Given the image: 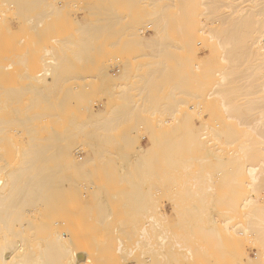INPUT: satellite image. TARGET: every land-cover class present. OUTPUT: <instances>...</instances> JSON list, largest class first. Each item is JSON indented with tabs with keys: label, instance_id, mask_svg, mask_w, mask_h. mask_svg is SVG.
I'll use <instances>...</instances> for the list:
<instances>
[{
	"label": "bare ground",
	"instance_id": "1",
	"mask_svg": "<svg viewBox=\"0 0 264 264\" xmlns=\"http://www.w3.org/2000/svg\"><path fill=\"white\" fill-rule=\"evenodd\" d=\"M80 1L81 3H79V0H74V2L73 0H71V2H69L68 0L69 3L66 0H2V2H0V8L3 7V10L0 9V12L3 15L2 16L0 14V17H2L0 18V27L5 26V29L2 27L5 32L1 31L2 29L0 28V40L2 41H0V47L1 45L3 46L5 44L4 47H1L2 51H0V53H3V48L4 50L5 48L7 50V47L8 49L11 47V43L8 42L10 40L7 38L10 37V39H12L13 34L11 35V32L16 30L14 26L19 25V23L22 21V17H27V19L29 20L23 18L24 21L22 22H24L25 26L21 23V28L19 25L17 31H15L19 32V35L18 33V36L14 34V38L15 36L18 38L21 35L23 36L20 37L19 40L15 39L16 44L13 38L10 42L13 41L15 48L13 47L12 43V47L9 50L13 54L14 49L15 52L16 50L18 52V49H20L18 53H21L20 56H25V53L29 56L32 55L30 58V60L32 61L31 63V61L29 60V56L26 55V60L24 59V57L21 58L17 54V52H14V54H17L14 56V54L12 55L8 50L4 51V53L6 52L7 54L5 55L3 53V55H5V57L7 58L9 54L10 57L0 60V62H2L4 59H6V61L4 60V63H6L7 60L10 59L11 56H13L12 59L9 60V64H0V78L2 79H0V81L4 82V79L8 78V82L11 81L15 84V79L19 80L21 78L20 82L24 80L22 84H20V82L16 80L17 85L15 84L14 87H10V85H12L10 84L11 82H9L8 84L6 80V83H4L5 86L9 85V87L6 86L8 89L5 88V86L3 85L4 83L1 84L2 82H0V87L4 88H1L3 93L2 91L0 93L3 95L0 94V101L2 102L3 96L6 97L7 95L6 99H9L8 102H6L7 100L4 98V102L2 103L6 102L8 103V105L12 103V106H16L14 108L11 107V110L13 109V113L16 114V116L20 114V118H17L14 114H12V116V112H10V110H7L11 105L6 106L7 104H4L3 107V104L0 103V105H2L0 106V111L4 112V109L7 108L6 111L10 112L9 116L13 117L12 119L8 117V112H4V116L2 112L0 113V134H2L3 136V134H5L3 132H6V134L8 132L11 133H8L9 136L5 134L6 136L4 135L2 137L0 135V141L4 140L5 137H8V139L10 137L9 140L12 141L11 143H13L14 145L15 141L13 140L16 137H19L18 134H22L24 131L25 135H23V133L22 136H20L21 141H19V138L15 140H18V144H20L23 143L22 139H24L26 135V137H28L25 138L26 140L21 146H17L16 144L15 147L14 145V147L16 148L15 152H13L11 149L10 151H8V154L7 149L9 150V148L7 147L11 146V143H9L10 141L8 139H5L4 141L0 142V144L4 142V144L0 145V264H264V199L262 198L264 197V0H138L139 3H137L138 1L135 2L134 0H127L125 2H127V4L130 6H134V4H141V6L138 5L141 7V9L138 6L131 7L135 9L134 15L139 16L140 14H142L140 15L141 21L138 20L139 17L131 16V19L133 21L129 19V22V20H127L130 25H126V13L124 17L122 16L124 12L122 13V15H119L121 14V11H119L121 10L120 8L118 9L119 13L114 14L115 9L117 11L118 8L116 2H118L119 0H113L116 2H113L112 0H95L97 2L93 0L92 2L90 0V2L92 3H88L87 0ZM74 3L77 4L75 5ZM114 3L116 4V6L113 5ZM72 5H75V9L73 8L74 6L72 7ZM31 6L34 8L33 10H31ZM130 6L128 7V9L130 8ZM35 8L37 9V12H33L34 10H36ZM71 8L73 10H71ZM30 10L33 12V15ZM116 11L115 13H117ZM128 11L129 10H127V14H129ZM34 14H36V16ZM66 17H69L71 22L69 19H66ZM95 17H98L96 21ZM64 20L65 22L67 20L69 22L67 21L66 24L64 22L61 23ZM57 21L58 23L60 21V24H62L60 30V24L57 25ZM131 21L133 24H131ZM120 22H123V24ZM69 23H72V26ZM101 23H104V25H101ZM118 23H120V26L121 24L123 26L125 24L124 27L120 28V31L122 30L123 32H126L125 34H120L118 33L120 31L115 30V27L119 25ZM172 24L175 27L173 29L171 27ZM25 27H27V30H25ZM20 28H24V32L21 31L20 33ZM123 28L125 30H123ZM112 29L116 31H112L113 34L116 35L117 33L122 36L112 35L116 38L119 36V39L114 38V42L119 41L117 42V44L120 43L121 46L119 44H113V42L112 44L109 43L111 45H106L108 42H110L108 40L110 37H112V32L109 33L108 40H106L107 37L106 39H104L105 35L106 33H108L107 30L111 31ZM33 30L35 32V35H33ZM58 30L60 32L59 35L56 34V31ZM103 30H105V33L102 34ZM29 32L33 33L31 34ZM38 34L42 36L38 37ZM36 35L38 38H42L44 36L45 39L42 38L41 40H38L36 38ZM123 35L125 36L123 37ZM31 36H35L36 40L34 38L33 40ZM100 36L102 37V39ZM3 37L4 39H7L5 40L6 42L4 41ZM120 37L123 38V40H120ZM105 40L106 42H108H104ZM121 41L125 42V44ZM101 43H103L104 45ZM122 44L125 47H122ZM130 44H133V46H137L133 47V50H131L132 53L127 51L129 49H132V47H127ZM19 46H22L24 50ZM17 47L19 48L17 49ZM113 47H119L118 49L120 53L121 48H125L123 50L126 51V55L131 53V57L127 56L130 57L129 59L131 61L126 58V56H124L125 54L123 55L125 59L120 55H118V57L116 56V58H120L121 60L122 58L123 60L127 59L125 62L122 60V64L123 66H125H122V71L118 68L120 66L121 60H114L115 54L112 55L114 51L117 50V48H115V50L113 49V53H111V48ZM135 48H139V51H141H136L137 49ZM140 48L144 49L143 53H141L142 49ZM21 49L24 51L23 53L21 52ZM104 49H107V51H111L107 53V51ZM101 51L104 53V55L100 53ZM119 52L117 51L115 53ZM179 52L180 54L182 53L181 56ZM203 52H208L210 55L207 62L205 61L206 63H203V60L200 57V54H203ZM134 53L136 55H138L137 53H141L143 54V56L140 54L141 56L138 55L136 58H132L135 55ZM176 53L178 54V57H176L177 59H175L174 56L176 55ZM110 54L112 55V57L109 56ZM2 56L0 55L1 58ZM14 57L19 58L16 60ZM101 57L104 58H102L101 60ZM108 57L111 58V60L113 58L115 63L113 60V63L112 61H110L109 63ZM138 57H147V59L141 60L140 58L139 60ZM105 58L107 59L106 62L108 61L107 65H111V63L113 65H119L117 66V69L119 71H116L118 72V74L115 76V78L113 76L116 73L113 72L114 75L112 76L111 73L106 72V68L108 67L109 69L110 67H104L106 62L103 63L104 68L100 67V62L105 61ZM172 58L175 59L174 61L177 60V63H175L176 65L174 64L172 66V64L174 63V61H171ZM166 59L168 61H166ZM148 60L151 61L147 62ZM190 60H195L193 61V63L198 65H196V67L193 64L195 68H197L192 69L194 71L193 73H191L192 71L188 68V65H191ZM196 61L199 63H197ZM133 62H135L136 65L137 63H139L140 65L143 64V67L146 63L149 64V66L145 65V67H149L150 71H148L147 74L144 75V73L146 72H143V70H146V68L144 67L143 69V67H139V65L137 66V68H135L136 65ZM17 63L19 64V66ZM24 63L26 64L24 65ZM30 63L32 64V67H34V69L31 70H35L36 67L38 69L37 72L35 70V73L33 71L32 74L31 71L30 74ZM89 64H95L96 67L95 65H93L94 69H92L91 67V70L88 68ZM21 65L27 68L28 66L30 67L28 69L23 67L21 68ZM131 65L135 67L133 68ZM167 65L172 69L169 68V70ZM79 67H81L82 73L79 71L81 70ZM112 67L114 69V66ZM112 67L110 69V72H112ZM163 67L166 69V71ZM190 67L193 68L192 65ZM66 68H68V72L64 71L67 70ZM72 68L73 70H75H71ZM76 68H78L80 74L77 73L78 71L76 70ZM98 68L100 70L98 71L100 74H97ZM130 68L133 70H137L136 73L134 72L135 74L133 73L134 75L131 74L132 71ZM140 68L142 69L140 70ZM21 69L23 71L26 69V72L24 71L23 73ZM85 69L89 71V74L87 73V71H85ZM102 69L104 71H101ZM17 70L18 72L20 71V73L23 74H19ZM93 70H95L94 72L96 73L93 72V74ZM141 71L143 72V76L141 75ZM162 72H164L163 75H161ZM188 72L191 74H189ZM85 73L87 75H84ZM17 74L19 75V78L15 76ZM192 74L194 76L191 77ZM14 76L16 78H14ZM10 77L14 80H9ZM26 79H28V83L26 82ZM157 79H164L163 81L166 82L164 83L163 81H161L163 85L160 83V80H158L160 84H157L158 82H156V86H158L159 90L155 85H153L155 84V81ZM115 80H117L118 84H120L118 85ZM118 80L124 81L123 84H121V82ZM132 80L135 84L134 86L132 85ZM144 81L147 82L146 85ZM126 82L129 86L126 85ZM129 82L131 84H129ZM139 82H143L144 84L142 83L143 85L140 87L141 83ZM23 83L27 84V88L26 84L24 85ZM159 85H161L162 87H160ZM30 86L33 87L31 88ZM23 87L28 91L24 90ZM153 87L155 90H153ZM163 87H165V90ZM205 87L207 88V90ZM160 88L161 91H166L167 94H163V92H160L163 96L161 94L159 95L157 92L160 91ZM152 90L155 92L157 91V96L161 97L158 98L155 92L154 94L153 92H151L149 95L148 92ZM117 91H119V93L122 92V94L124 93V96L127 97H124L122 94H118ZM132 92L133 94L137 95H135L134 97H129V94ZM20 94H31L32 96L35 95L34 97L36 98L33 97L34 99L32 100V104L31 101L29 102L28 100L31 98V95L26 99L23 96H19ZM63 94L65 95L62 96ZM141 94L149 95L147 97L150 99L146 100L142 98L144 95ZM60 95L62 97H60ZM98 95L100 96V98L102 97L101 100L98 99ZM117 95H121L123 97L122 100L120 98L121 101H119L121 102V104L117 102L119 100H117L116 98ZM92 96L98 97L95 98L100 100V103L98 102L99 105L98 103H95L96 99ZM153 96L157 97L156 100H160L161 98L163 99V97L166 96L164 98L165 106H163V100H161V103L163 104H161L162 107L161 105L158 106V104H160L158 102L160 101H156ZM182 96L184 97L182 98ZM16 97H21V99L24 98L28 100V104L31 103V107H33L32 105L35 104L34 109L42 104L43 106L41 105V108L43 107L42 109L45 110L44 112L40 113L36 112L37 115L32 114L33 116H30L31 112L29 111L30 115L29 113L27 114V112L23 110L24 106L22 107L20 103H18V106L17 104L14 105V103L16 102L11 101L10 103V100H14V98ZM63 97L65 98L63 99ZM57 98L58 100L60 99V105L58 104V102L57 104L55 103V100H57ZM66 98L68 100V105L65 101ZM20 100L18 99L19 102ZM62 101L64 102V104ZM78 102H80V104ZM146 102L149 105L151 103L150 109L148 108L149 105L146 104ZM44 103L48 106H46ZM76 103L80 106L82 104V107L78 109L79 105H77ZM61 104H63V107H69L68 111H70V113L67 111V113H69L68 115L66 114V108H61V110H65L60 111L61 114L57 111L62 106ZM145 104L148 105L145 108L146 110L144 109ZM188 104L189 108H187L186 106ZM20 106L22 107V110ZM30 106L27 105V107ZM17 107H19L20 110ZM57 107L59 108L57 109ZM83 107H85L86 109H84ZM164 107L167 113H165L164 110L163 114L161 115L160 112L164 109ZM182 107L183 109L185 108V111H187L188 109L192 111V113H188L187 111L184 114V111H181ZM15 108L17 109L16 111ZM147 108L149 110V116L147 115ZM36 109L40 111L38 108ZM42 109L41 111H43ZM158 109H160V112L158 111ZM204 109H208L212 113H218L217 119L215 118L216 115L212 114L214 115L213 117L216 119V122L213 117L212 121H210V117L208 119L206 118L204 122L210 121L214 123L208 122L207 125L204 124L201 120H198L202 124L200 123L199 125H194L193 120L196 119L195 121L197 122V119H200L199 115L201 114V112H203V115L205 116ZM46 110H48V112L50 113H46ZM144 110L146 111V115L143 114L145 113L143 112ZM19 111H23V113H19ZM180 111L183 114H178ZM209 111L206 112L209 113ZM24 112L27 115H25ZM219 112H221L223 115ZM63 113L69 117L68 120H66V118L68 117H65V122L63 121L64 117L62 118L61 116L64 115ZM156 113H159L160 115H158L162 118H160L159 116L157 117ZM194 113H196L198 117L195 118L196 115L194 116ZM21 114H24L25 116L22 117ZM220 114L222 115V117ZM5 115H7L6 117L11 119V121L8 118L6 120ZM28 115L29 117H26ZM144 115L146 117H144ZM163 115H166L164 116L166 118H164ZM203 115L201 114V118ZM218 115L221 117V119L220 117H218ZM156 117L158 120L162 119V122L156 119V122L158 121L156 123ZM48 118H52V120H49ZM40 119H44L46 120V122L48 120L51 121V123L54 122L51 124V126H57L58 123L56 122V120L62 123H66V121H68V124L67 126H65V129L62 130V125L65 124L60 125V127L59 123L58 126L60 128H58L57 126L58 129L56 130V126H52V129L49 124L50 122H48V125L44 120L43 121L46 124L43 122L40 123ZM35 121L37 122V125ZM158 123L159 125H157ZM162 123L163 126L165 123L164 128L162 127ZM9 124H15V130H17L18 128L22 129H18L17 131L13 130V132ZM41 124L47 129L50 126L51 129H49L52 130V132L49 133V136L47 134L43 135L44 133H46L44 132V130L42 131V133H44L41 136V129H37V127H40L38 125ZM46 125L48 127H46ZM160 125L162 128L160 127ZM155 126L158 127L156 128ZM3 127L5 128V130L9 127V130L7 129V131H5L3 130ZM24 127H26L27 130L26 128L23 129ZM166 127L167 131L164 130ZM10 130L13 132V134L17 133L18 136L13 137V134L12 132H10ZM20 130L23 131L20 132ZM158 131H162V133H165V135L169 134V137H166L164 135L165 139L167 138V141L162 139L163 142L160 143V138H163V134L159 133ZM141 134H145L146 137L148 136L149 144H147L146 146L141 145L139 143L140 141H138V137ZM170 134H175V138L173 139V135L171 136ZM43 136L48 137L44 138ZM171 137L172 139H170ZM6 140H8V143L6 142ZM118 142H123V145L118 147ZM13 145L11 147H13ZM163 147H165V150ZM2 148H7L5 149V154L3 153ZM161 148L163 149V152L161 151ZM124 151H126V153L129 152V154L135 153L136 156H133L134 154L130 156L128 155V153L126 155ZM10 152L13 153L12 157L11 154L9 155ZM7 155H9V157ZM161 155L164 157V160H161ZM126 157H129L130 159L128 158L126 160ZM123 159L126 160L124 164H126L128 160L132 159L133 161L131 160L129 163L133 166V162H135L136 168L133 167L134 169L132 168L131 170L129 169L131 168V166L129 165L130 167L127 170V168L125 169L124 164V168H122V163L124 162H122ZM201 159H205L203 161L206 162L209 161V167L212 166L211 164L217 163L219 168L215 164H213V166L218 168L217 171L215 170V168L212 171L213 167L209 169L211 170V172L209 170L205 171L206 169L203 168L204 166L202 167L204 169L203 171L200 166V164L202 165V163H198L199 166L196 164L200 169L198 170L197 168V170H195V173H197V171L198 173L197 175L193 173L195 174L193 176L197 177H195V179H197L196 181L199 183L197 184V186H200L197 187L195 183L196 188H193L194 184L190 182L193 180V176L191 174L192 167L194 165L192 166V164L194 162L197 163L196 161H199ZM160 161L162 163L163 161L165 162L164 166ZM154 162H160L162 165L161 168L163 169L166 165V168L168 167L169 169H171L168 170L167 168V172H171V175L169 174V172H164V175H170L167 180L166 176L163 175V177H165L163 178L160 175L161 171L159 172L160 169L158 170V168L161 165L159 166L157 164L158 168H151V166H155ZM172 164L174 165L173 168H175L174 172L176 175L173 174V169L170 168ZM175 165H180L183 169L180 166L176 168ZM195 166L194 169H196ZM126 167L128 166L126 165ZM178 168H181V170H179ZM189 170H191V173L188 172ZM95 171L101 172V174H104L105 177L107 176V183H105V185H110L108 180H112V182H114L115 186L111 184V187L113 189L107 185L106 187L109 190H107V188L105 187L100 188L101 190H104V192L102 191L103 193H105V190L106 192L110 191V193H106V195L111 194L110 196L107 195V197L112 198V200H115L113 199V195H116L117 197L118 194L116 186L121 184L118 182V180L116 181L117 177H120V182L123 181V183H128L126 185H128L130 193H128L129 191L127 192V194H124L122 192L124 194L122 195L128 197L130 201L128 203L132 204L130 205L131 209L128 207V203H120V208L123 204L128 207V211L130 209V211H127L128 213H126L127 216H125L127 220H125L124 218L125 214L122 213V211H124L127 207L125 208L123 206L124 209H121L119 211V207L117 208L115 204L114 208L116 209L114 210V212L117 211V214L115 213L116 215L123 214V216L121 215V218H124V222L127 221L125 223V227L123 226L124 222L120 223L121 226L118 225L119 227H117V224L115 223L116 221L114 222L113 215H110V213L114 214L113 209L111 210L112 212L107 209H110V207H112V204L114 203H112L111 201L108 202L110 198L108 199L107 197H105L107 198V200H104L107 204L110 205V207H107V204L103 205L105 204V202L103 203L102 201H100L101 203H98L99 199H103L101 197L102 192L99 191V187L97 186L99 189L98 191L99 193H101V195L96 196L99 193L97 190H94L95 183H91V181H94L96 182V185L99 184L97 183L98 180H93L94 178L91 175L92 173L94 175ZM153 171L156 173V176L155 174L154 176H152V174L149 175V177L158 176V178H160L159 176H161L163 180H166L164 182L168 183V180H170V178L172 180V178L176 177L177 175L180 179L182 178L181 180L179 179L180 181L177 180L178 176L173 179H176L175 181H178L175 182L176 184L178 183L177 185H175L177 187L179 185V189L177 187L173 188H177L179 191H181V189L182 191H184L185 189L183 188L192 187L191 189L187 188L186 191H188L184 193H188V196L192 198L189 200H198V202L195 203H190V201L188 202L193 205L195 204L194 207L192 206L194 210L196 208V205L198 208L201 203L205 202L210 205L209 208L217 207V210H215L214 208L212 210L211 208H208V205L206 203L202 204L204 211V207L207 205L206 207L209 210L213 211H211V214L214 213V215L211 216L209 214L210 212L208 213V211H203L207 214V218L205 217V214L204 216L202 215V205H200L201 208L195 210V216H197L199 210V214L202 213L200 214V216H202L203 218H201L199 215V217H196L197 219L199 218V220L201 219L200 221L198 220V222H200L202 225H200V223L199 225H197L198 223H196L198 230L201 231H198L195 226H190L193 222L194 225L195 222H197V219L194 218L195 216L193 218L196 221L189 218V213L190 215H192L189 210L192 211V209L187 210V208H185V205H188V203L186 202L187 199H185L187 195L185 196L182 191V194L179 192V194L184 196L182 198L180 195V197L182 199H185L186 202L184 204V200L182 202V199L179 198V200L183 203V205H180L181 202L178 200V190L175 189L177 190L176 194H172L174 192V189L172 188L173 192L171 193V187L173 185L172 183L170 184L171 187H167L165 186L166 184L162 185V182L159 183L157 181L158 184H156V186L158 189L161 186H163V188H170V191L166 192L168 195L164 192L166 194L165 195L163 191H161L162 187L159 190L164 194L163 196H165V198L166 196L167 198H169V203H171V205L174 207V209H177V211L172 209L173 207H170L172 212H170L169 215L167 213H162L160 211L161 204L160 206L158 205L159 201H157L156 195L155 202L154 197L152 199L151 197H149L150 195L147 194L149 199H152L151 201H153L150 202V200H148L151 203H148V207L145 199L147 196L145 192H148V190H150L148 193L152 195L156 194V192H154L156 190V187L152 188L151 186L155 181L151 182V180L157 179L151 177L150 181H148L149 179L147 180V175L150 173H154ZM96 172L94 177H96L98 173ZM129 172L132 173L130 174ZM187 172L188 174H186ZM114 173L118 174L119 176ZM184 173L187 175V177L190 174V177L192 178V180L191 178L187 179V187H185L184 184L187 178ZM140 175H145L147 177L146 178L144 176L146 178L144 182L146 183L145 185H147V182L152 183H150V185L148 184L151 188L148 187V190L143 191V195L145 197L143 196L144 198H141V203L143 199L145 200V204L142 203L143 205H141L142 211L145 210L144 208H148V211L145 210L144 212H142L141 209L137 207L138 204H140V201L135 202V200H137V198L139 199L140 196H136V198L132 196L131 198V192H133V189L130 188L131 184L133 188H136L137 193H143L142 187H144L145 185L143 184L144 186L141 185L142 187H140L139 184H136L138 183L137 181L141 178ZM227 175H229L228 177L230 178L229 184L231 185V187H228L229 185L227 186L230 189V192L227 187H224L227 184H224V186H222L223 188L216 187L220 186L219 182H221L219 181L217 184L218 178H216V176H218L219 179L221 177L222 183H225L223 182V180L227 178ZM104 176L102 178H105ZM133 176H135V178H138V180L136 179V183L135 180L134 182H132L133 179L130 178H134ZM180 176H183L185 181H183V177ZM214 176L216 178V186L214 182ZM90 177H92V179ZM129 178L131 180H129L131 184L128 182ZM145 178H143V181ZM101 179L99 181L100 183L106 181L105 179L101 182ZM80 181L86 182L85 184H91L87 186H85L84 184L85 192H87L88 197L91 195L89 197V200L91 201L93 199H91L92 196H96V199L99 198L97 200L98 202L95 199L92 201H96L97 204L103 203L102 206H99V209L101 208L100 210L102 211V208L106 206V214H109L107 215L109 217H107L106 220L110 221V216H112L111 218L113 220L111 221L112 225L110 226L108 221V223L106 222V220L104 221L105 217L103 218V215L102 217H97V219H95L97 222L96 224L94 223L95 229H92L94 228L92 227L93 224L89 223L92 226H89V228H91L87 231H96L98 234L100 230H103L100 231V233L103 232L105 234L109 227L110 230H108V232L110 233H112V230L117 227L114 229L113 234L111 235L107 232V235L101 233L103 235H101L103 238L102 240L100 235H97L95 232L94 237L96 239V235L98 236V238L100 237L97 241L98 243L94 241L95 238L93 239L92 235L87 234L86 236V233L84 234L87 229L85 214L88 213L87 215L89 216V214L93 213V210L95 211L98 207H95L96 205L93 203L92 207L90 206L91 208H93L91 210L92 212L90 211L89 213L90 207H87L89 200L87 199L86 202V199L84 200L83 196L81 195L83 194L81 193L82 191H79L83 190L84 188L79 189L80 187H78L79 190H77L76 187L78 185V182ZM143 181L141 182L143 183ZM193 181L196 182L195 180ZM116 182H118L119 184ZM168 183L167 185H169ZM159 184L161 186H159ZM70 185L74 186V188L76 187L74 189L75 192L77 190L76 193L73 191V188ZM102 185H104V182ZM137 185H139V187H137ZM181 185H183L184 187L182 188ZM99 186L101 187V184ZM154 186L155 185H153V187ZM65 189L68 191H64ZM120 189L122 190V188ZM225 189L226 191L228 190L227 193L229 192L230 195L225 194ZM92 190H94V192ZM151 190L154 193H151ZM166 190L168 189H164V191ZM221 190H223L222 193ZM69 191H71L72 193ZM78 191L81 194L78 193ZM191 191L193 195H191L192 193L190 194ZM219 191L220 195L218 197L222 196L223 198L218 199L217 195ZM136 192L134 193L135 195H140V193L137 194ZM160 192L157 193L158 197ZM61 193L63 195L66 194V197L69 198L67 199L65 195L63 196ZM223 193L224 195H227V197H224L222 195ZM77 194H79L78 196L81 200L77 202L80 203V205L77 204L76 206L77 208L78 206L80 208L82 206L81 203H83V206L82 209L80 208L77 210L76 206L74 205L77 211L72 212L73 219H71L76 220V214L80 215L81 218L82 215H84L83 217L85 219V223H83V225H80V216H78V222L77 220L75 221L78 224V229L75 228L76 230H78V232H76V230L74 229V227H76V224H73L72 226L71 222L69 221L70 218L65 217L66 213H63V216L65 221H67L68 218V222L66 223V225H71L70 227H73V230L76 233L80 234L83 232L81 230L86 228L82 233L83 235L81 236L80 234V236H77L78 238L75 234L73 235L74 231L71 232V229L68 230L71 233L68 231L65 232V230H63L62 232V228H65L66 225H62V221L64 222L63 218L60 217L62 215V212L61 215L59 214L60 216H57V212L59 211L55 209V205L60 200L61 204L63 203V206H68L69 204H71L67 210L71 212V206L73 205L74 201H77L79 199H76V197H78ZM169 194H172L174 198ZM176 195L178 197H176ZM80 196H82V198ZM60 197L65 202H63ZM122 199H124V197L121 198L120 194L117 197L116 202H121ZM132 199L136 204L133 203ZM161 199L163 201V198ZM174 199L178 200V202L176 203V200ZM199 200H202V202ZM123 201L126 202L127 199L126 201ZM212 202L216 205L214 206ZM84 203L86 204V206L84 205ZM196 203H199V205ZM133 204H135L136 206H134ZM59 205H57V207H60ZM152 205L156 208H153ZM49 206H51V208ZM52 206L54 207V210L52 209ZM142 206L145 207L143 208ZM175 206L177 207L175 208ZM181 206L183 210L186 209L183 211V213L179 211L181 210ZM47 207H49L50 211ZM83 207L86 208L84 209L85 211H87L86 213L85 211H83ZM223 207H226L227 209L225 208L226 210L224 212H221L224 209ZM41 208L45 211L47 208L46 212L48 214V217L47 214L44 213V218L45 215L47 218H49V216L55 212L54 215L56 214L55 217L57 216L58 220L55 222V219L51 218L50 216V218L54 221L49 219H47V221H44L46 219H43L42 223L44 222V225L39 222L42 226L52 223L49 226L51 227V229L53 227V222L55 223L54 225L57 226V229H54L53 227L55 232H53V229L51 230L49 228V230L51 231L50 233V231L47 230L48 226L46 225V227H44L46 228V231H44L43 228V234H40L39 236V233L41 232H39V230H41L42 227L37 222L36 225H39L38 227L41 228L35 230L33 225L35 223H33L32 225L29 223H32L33 218L34 222L37 221L35 220V216L42 215L44 211L41 212ZM218 208L221 209L220 212H218ZM132 209L136 210L137 214H139V211L145 214L143 215L141 213L143 216L139 214L141 216H137L139 217L137 218L134 215V210ZM131 210L133 211V213L131 212ZM37 211L38 213L35 215L34 212ZM63 211L66 212V210ZM101 211L100 213L102 214L103 211ZM83 212L85 214H83ZM173 212H176L175 218L177 219V222L182 220V215L181 218L178 219V217L180 216L178 212H180L181 214H185L186 216L183 215L182 221L184 222L185 220H190L191 223L189 225V228L185 224V226L182 227H185L184 229H178V227L176 226V220H174L175 223L173 224V218H171L172 216L169 217L171 213L174 214ZM100 213L98 214L101 216ZM132 214L133 217H131ZM208 214L210 216H208ZM54 215H52V217H54ZM27 216L32 217L31 221H29L30 219ZM92 216L94 218L97 215L95 216L94 213V215L92 214ZM141 217H143L142 220L138 221ZM186 217L189 219H187ZM99 218H101L100 220L103 221L102 223H107L109 225L108 229L104 224L101 227L102 223L98 221ZM129 218L131 219L129 220ZM59 219H61L62 221L60 222ZM89 219L94 220L92 219V217ZM191 220H193V222ZM119 221L121 222L123 221V219H119ZM131 221H134V223H132ZM57 222H59L60 224L58 223V225H56ZM82 222H84V220H82ZM128 222L131 227L127 224ZM18 223L20 224L18 225ZM97 223H100V226L97 225ZM180 223L182 224V222ZM15 224H17L19 228ZM96 225L100 227V229ZM29 226L32 227L30 228ZM58 227L61 228V232L57 231ZM103 227H105L106 229L104 228V230ZM68 228L69 227H67L66 230ZM27 229H33V233L29 234L30 231L29 233H27ZM188 229H194L195 231L197 230L200 235L197 234L198 232H196L195 234L194 230L193 232L189 231ZM79 230L81 232H79ZM177 230H179V233L176 232ZM183 230L189 232V234L187 233V237L186 233L183 234ZM36 231V234H38L37 236L35 234ZM45 232H47V234ZM202 235L203 238L201 239ZM83 236H86V238H84ZM88 237L90 239L92 238V242L94 241V243L92 244V242H90V239H88V241L92 244H90V246H87L89 245V243L86 241ZM197 238L199 240H196ZM81 240H85L88 244L85 241L81 242ZM100 240L101 242H99ZM95 242L97 243L96 245H94ZM245 246H247V248L250 247L249 249H251L252 253L248 252V249H246Z\"/></svg>",
	"mask_w": 264,
	"mask_h": 264
},
{
	"label": "rangeland",
	"instance_id": "2",
	"mask_svg": "<svg viewBox=\"0 0 264 264\" xmlns=\"http://www.w3.org/2000/svg\"><path fill=\"white\" fill-rule=\"evenodd\" d=\"M29 1H30V0H29ZM66 1L68 2V0H66ZM83 1H84V0H83ZM85 1H86V0H85ZM91 1L93 2V0H91ZM94 1H95V0H94ZM112 1H113V0H112ZM117 1H118V0H117ZM125 1H127V0H119L118 2L113 1V2H116V3H117V7H118V8H117V11H116V9H115V11H116L117 13H115V11H114V9H113L114 14H118V13H119V12H118V9L120 8L121 10H119V11H121V12H120L121 14H119V15H122V13L124 12V14H123L122 16L124 17L125 13H126V15H127V16H125V17H126L125 21H127V20H129V19L132 20V19H131V16L136 17L137 15H134V14H135V9H134V8H131V7H135V6L137 7L138 5L141 6V4H134L136 1H138V0H134V1H135L134 3H130V4H134V6H133V5L130 6V5H128L127 2H125ZM130 1H131V0H130ZM0 2H2V0H1ZM69 2H71V0H69ZM69 2H68V3H69ZM73 2H74V0H73ZM75 2H76V1H75ZM87 2H88V3H92V2H90V0H89V1L87 0ZM87 2H86V3H87ZM95 2H97V1H95ZM100 2H101V1H100ZM77 3H78V2H77ZM77 3H74V4L76 5ZM79 3H81L80 0H79ZM82 3H83V2H82ZM84 3H85V2H84ZM128 3H129V1H128ZM137 3H139V1H138ZM71 4H72V3H71ZM75 5H72V7L74 6V7H73L74 9H75ZM113 5L116 6L115 3H114ZM0 6H1V3H0ZM77 6H78V5H77ZM121 6H122V7H121ZM125 6H126V7H125ZM129 6H130V8L128 9ZM140 6H138V7L141 9ZM70 7H71V6H70ZM2 8H3V7H2ZM2 8H0V9L3 10ZM76 8H77V7H76ZM114 8H116V7H114ZM125 8H127V9H125ZM139 8H137V9H139ZM4 9H5V8H4ZM33 9H34V8L31 6V10H33ZM35 9H36V8H35ZM132 9H133V10H132ZM31 10H30V11H31ZM71 10H73V9L71 8ZM127 10H129V11H128L129 14H127ZM35 11L37 12V9L34 10L33 12H35ZM66 11H67V10H66ZM33 12L31 11L32 15H33ZM130 12H131L132 14H131ZM133 12H134V13H133ZM29 13H30V12H29ZM29 13H28V14H29ZM0 14L2 15L1 12H0ZM34 15L36 16V14H34ZM140 15H142V14H140ZM140 15L137 16V17H139V19H138L139 21H141ZM2 16H3V15H2ZM27 16H28V15H27ZM67 16H68V15H67ZM28 17H29V16H28ZM32 17H33V16H32ZM32 17H31V18H32ZM98 17H99V16H98ZM98 17H95V18H96L95 21L98 19ZM129 17H130V18H129ZM134 17H133V18H134ZM0 18H2V17H0ZM20 18H21V17H20ZM23 18L27 19V17H22V21H24ZM29 18H30V17H29ZM99 18H100V17H99ZM66 19H69V17H66ZM89 19H90V18H89ZM92 19H93V17H92ZM101 19H102V17H101ZM0 20H1V19H0ZM27 20H29V19H27ZM62 20H63V19H62ZM69 20H70V19H69ZM99 20H100V19H99ZM130 20H129V22H130ZM22 21H21L20 23L18 22L21 28H22L21 23L24 25V22H22ZM60 21H61V20H60ZM60 21H59V23H58V21L56 22L57 25L60 24ZM67 21H68V20H67ZM67 21L65 22V20H64V21H62L61 23L64 22V23L66 24ZM132 21H133V20H132ZM132 21H131V24H133ZM68 22H69V21H68ZM70 22H71V20H70ZM123 22H124V21H123ZM123 22H120V23L123 24ZM0 23H1V22H0ZM18 23H17V24H18ZM120 23H118V24H119L118 26H120ZM124 23H125V22H124ZM140 23H142V22H140ZM69 24H71V26H72V23H69ZM99 24H100V21H99ZM122 24H121L120 27L116 26V27H115V30L120 31V28H122V27L125 26V24H124V26H123ZM3 25H4V24H3ZM19 25H17V26L15 25V26H14V27L16 28L15 31H17V28H19ZM63 25H64V24H63ZM101 25H104V23H101ZM126 25H130V24L128 23V21H127V24H126ZM24 26H25V25H24ZM61 26H62V24L59 25V30H60ZM2 27L5 29V26H2ZM2 27H0V28L2 29ZM69 27H70V26H69ZM171 27H172V29L175 28V27L173 26V24L171 25ZM21 28H20V29H21ZM25 28H26L25 30H27V27H25ZM65 28H66V26H65ZM116 28H117V29H116ZM118 28H119V30H118ZM125 28H126V27H125ZM1 29H0V30H1ZM23 29H24V28H23ZM23 29L20 30V33H21V31L24 32ZM59 30L56 31V34H58V35H59V33H60ZM105 30H106V29H105ZM105 30L102 31V34L105 33ZM115 30H113V29H112L111 31H108V30H107L108 33H106L104 39H106V37H107L106 40H108V38H109V36H108L109 33H111L112 31H115ZM123 30H125V29L123 28ZM170 30H171V28H170ZM1 31L5 32V30H3V29H2ZM15 31L11 32V35L13 34V35H12V39L14 38V34H15L16 36L19 35V32H15ZM121 31H122V30H121ZM121 31L118 32V33H120V34H122V33L125 34V33H126L125 31H124V32H123V31L121 32ZM33 32H34V30H33ZM33 32H32V33H33ZM115 32H116V31H115ZM17 33H18V35H17ZM29 33H31V32H29ZM32 33H31V34H32ZM54 33H55V32H54ZM7 34H9V33H7ZM7 34H6V36H7ZM23 34H24V33H23ZM31 34H30V35H31ZM100 34H101V33H100ZM120 34H117V33H116V35H120ZM4 35H5V34H4ZM4 35H3V36H4ZM11 35H10V36H11ZM33 35H35V32H34ZM38 35H39L38 37H41V36H42V35H40V34H38ZM112 35H115V34H113V32H112V33H111V36H112ZM116 35H115V36H116ZM8 36H9V35H8ZM16 36H15V38L13 39L14 42H15V39H16V40H19L20 37H22L23 35L19 36V38L16 37ZM101 36H103V35H101ZM101 36H100V37H101ZM120 36H121V35H120ZM124 36H125V35H123V37H124ZM38 37H37V35H36V38H37L38 40H41L42 38H44V36H43L42 38H38ZM112 37H113V39H112ZM112 37H110L111 39L109 38V40H108V41H110V42L107 41V42H108V43H107L106 40L104 41V42L107 43V44L105 43L106 45H108L109 43L112 44V42H113V44H117V42H119V41L114 42V38L117 39L119 36H118L117 38L114 37V36H112ZM121 37H122V36H121ZM121 37H120V38H121ZM175 37H176V36H175ZM31 38H32V39H33V38L35 39V36H34V37L31 36ZM125 38H126V37H125ZM1 39H2V38H1ZM3 39H4V37H3ZM3 39H2V40H3ZM7 39H9L10 41L12 40V39H10V37H8ZM7 39L5 38L4 41L7 40ZM32 39H30V40H32ZM34 39H33V40H34ZM44 39H45V38H44ZM101 39H102V37H101ZM118 39H119V38H118ZM175 39H176V38H175ZM35 40H36V39H35ZM112 40H113V41H112ZM120 40H123V38H121ZM125 40H126V39H125ZM0 41H1V40H0ZM4 41H3V42H4ZM10 41H8V42L11 43L10 45H11V47H12V43H13V41H12V42H10ZM1 42H2V41H1ZM5 42H6V41H5ZM100 42H101V40H100ZM102 42H103V41H102ZM121 42H122V41H121ZM17 43H18V41H17ZM122 43L125 44V42H122ZM3 44H4V43H3ZM15 44H16V42H15ZM101 44H103V43H101ZM111 44H109V45H111ZM118 44L120 45V43H118ZM118 44H117V45H118ZM8 45H9V44H8ZM8 45H6V46H8ZM103 45H104V44H103ZM4 46H5V44H4L3 46L1 45V47H4ZM17 46H18V44H17ZM120 46H121V45H120ZM1 47H0V48H1ZM11 47H10V48H11ZM13 47L15 48L14 43H13ZM19 47L22 48V46H19ZM19 47H17V49H18ZM122 47H125V46L122 44ZM127 47H132V49H129V48H128L130 51L127 50L128 52H131V53H132L131 50H133V47H137V46H136V45L133 46V44H130V45H128ZM10 48H9V49H10ZM115 48H117V47H113V48H111L112 51H111V50H109V51H111V53H113V49L115 50ZM118 48H119V47H118ZM118 48H117V50H115L114 53L112 54V55L115 54V58H114V60H116V59H120V58H116V56L118 57V55H120V56L123 57L124 59H125L124 56H126V58H128V59L131 57V56H130L131 53L128 54V55H126V51L123 50V49H125V48H123V49L121 48L120 51H121V53L123 52L122 55H121V53L119 52V49H118ZM9 49H8V47H7V50H6V48H5V50H4V48H3V53H4V51H8ZM22 49L24 50V48H22ZM22 49H21V50H22ZM109 49H110V48H109ZM135 49H137V48H135ZM135 49H134V50H135ZM140 49H142V48H140ZM18 50L20 51V49H18ZM23 50L21 51L22 53L24 52ZM104 50L107 51V49H104ZM122 50H123V51H122ZM143 50H144V49H142V52H141V53H143ZM0 51H2V48H1ZM19 51L17 52V50H16L17 54L19 53ZM109 51H107V53H108ZM117 51H118L119 53H115V52H117ZM136 51H139V48H138ZM140 51H141V50H140ZM140 51H139V52H140ZM9 52L12 54V52H11L10 50H9ZM14 52H15V49H14ZM14 52H13V54H14ZM16 52H15V53H16ZM124 52H125V53H124ZM134 52H135V51H134ZM1 53H2V52H1ZM1 53H0V55L2 56L3 53H2V54H1ZM100 53H102V54L104 55V53H103L102 51H101ZM141 53H140V54H141ZM4 54L6 55L7 53L5 52ZM13 54H12V55H13ZM17 54H14V56L17 55ZM124 54H125V55H124ZM134 54H135V53H134ZM137 54L140 55L139 53H137ZM144 54H145V53H144ZM179 54H180V52H179ZM5 55H3L2 58L0 57V60L3 59V58H6ZM18 55L20 56L21 53L18 54ZM26 55H27V54L25 53V56H20V57H21V58L24 57V59L27 60ZM98 55H99V54H98ZM112 55L110 54L109 56L112 57ZM123 55H124V56H123ZM138 55H136V54H135L134 56L132 55V56H133L132 58H134V57L136 58ZM141 55L143 56V54H141ZM141 55H140V56H141ZM145 55H146V54H145ZM145 55H144V56H145ZM181 55H182V53L180 54V56H181ZM27 56H29V55H27ZM31 56H32V55L29 56V60H30ZM120 56H119V57H120ZM127 56H130V57H127ZM174 56H175V59H177L176 57H178V54L176 53V55H174ZM209 56H210V55H209L208 52H203V54H202V53L200 54V57L202 58L203 63H206V62H207ZM8 57H10L9 54H8ZM8 57H7V58H8ZM12 57H13V56H11V58L8 59L6 63H8L9 60L12 59ZM105 57H106V55H105ZM205 57H207V58H205ZM7 58H6V59H7ZM14 58H15V57H14ZM18 58H19V57H18ZM18 58H15V59L17 60ZM102 58H104V57H101V60H102ZM123 58H122V60H123ZM138 58H139V57H138ZM140 58H141V57H140ZM140 58H139V60H140ZM204 58H205L206 60H205ZM6 59H4V60L6 61ZM108 59H109V63H110V61L113 60V58H112V60H111V58H109V57H108ZM142 59H147V57H143V58H141V60H142ZM163 59H164V58H163ZM175 59L172 58L171 61H174ZM4 60H3L2 62H0V64L3 63V64H1V65L6 64V63H4V62H5ZM13 60H14V59H13ZM32 60H33V58H32ZM106 60H107V59L105 58V61L100 62V67H101V68H104V67L110 66L109 69H108V67L106 68V72L111 73L112 76L114 75V73H116V74L113 76V77L115 78V76L118 74V72H116V71H119V70L117 69V66H119V65H113V64H112L113 61H114V60H113L112 63H111V65L114 66V69H113V67H112L111 65H107V62H108V61L106 62ZM120 60H121V59H120ZM122 60H121V63H120V66H121V67H120V66L118 67L121 71H122L123 67H125V66H123V64H122ZM126 60H127V59H126ZM126 60H123V61L125 62ZM129 60H130V59H129ZM132 60H133V59H132ZM137 60H138V59H137ZM164 60H165V59H164ZM169 60H170V59H169ZM30 61H31V60H30ZM130 61H131V60H130ZM133 61H134V60H133ZM150 61H151V60H150ZM150 61L148 60L147 62H150ZM166 61H168V60L166 59ZM193 61H195V60H193ZM193 61L190 60L191 65L193 66V68L190 67L191 65H188L189 70L192 71L191 73L194 72L192 69H197V68H195V66H196L197 64H194ZM205 61H206V62H205ZM97 62H98V61H97ZM97 62H96V63H97ZM104 62H106V64H105V66L103 67V63H104ZM135 62H136V61H135ZM135 62H133V63L136 65ZM137 62H138V61H137ZM196 62H197V61H196ZM18 63H19V62H18ZM18 63H17V64H18ZM26 63H27V62H26ZM26 63H24V65H25ZM28 63H29V62H28ZM31 63H32V61H31ZM31 63H30V66L32 67V64H31ZM98 63H99V62H98ZM101 63H102V64H101ZM109 63H108V64H109ZM114 63H115V61H114ZM143 63H145V62H143ZM168 63H169V62H168ZM172 63H173V62H172ZM175 63H177V60L174 61V63L172 64V66H173ZM197 63H199V62H197ZM8 64H9V63H8ZM8 64H7V65H8ZM19 64H20V63H19ZM19 64H18V66H19ZM121 64H122V65H121ZM169 64H170V63H169ZM193 64H194L195 66H194ZM22 65H23V64H22ZM22 65L20 66L21 68L23 67ZM93 65H95V64H93ZM93 65H92V64H91V65L89 64V65H88V68L91 69V67H92V69H94V66H93ZM97 65H99V64H97ZM132 65H133V64H132ZM132 65H131V66H132ZM138 65H139V67H141L143 64L140 65L139 63H137L136 67H135V66H134V67L137 68ZM145 65H148V66H149V64H147V63H146ZM145 65H144V67H145ZM175 65H176V64H175ZM30 66H28V68H29ZM81 66H82V65H81ZM83 66H85V65H83ZM86 66H87V65H86ZM122 66H123V67H122ZM167 66H168V65H167ZM197 66H198V65H197ZM197 66H196V67H197ZM31 67H30V70H29V71H30V74H31V71H32L31 69H34V67H32V68H31ZM95 67H96V65H95ZM100 67H99V68H100ZM111 67H112V72H110V71H111V70H110ZM132 67H133V66H132ZM134 67H133V68H134ZM142 67H143V66H142ZM144 67H143V69H144ZM23 68L28 69L27 67H23ZM79 68L81 69V67H79ZM82 68H84V67H82ZM85 68H86V67H85ZM88 68H87V69H88ZM99 68H98L97 72L100 71ZM145 68H146V70H143V72H146V73H144V75H146L147 72L150 71V68H149V67H145ZM147 68H148V69H147ZM163 68H164V67H163ZM163 68H162V69H163ZM166 68H167V67H166ZM169 68H170V67L168 66V69H169ZM190 68H191V69H190ZM26 69H25V70H26ZM66 69H67V70H64V71H65V72H66V71L68 72V68H66ZM92 69H91V70H92ZM130 69H131V68H130ZM141 69H142V68H140V70H141ZM170 69H172V68H170ZM170 69H169V70H170ZM21 70H22V69H21ZM25 70H24V71H25ZM35 70H36V72H37L38 69L35 67ZM35 70H33L34 73H35ZM71 70H73V68H72ZM74 70H75V69H74ZM74 70H73V71H74ZM76 70L78 71V68H76ZM91 70H90V71H91ZM164 70L166 71L165 68H164ZM189 70H188V71H189ZM22 71H23V70H22ZM24 71H23V73H24ZM33 71H32V74H33ZM69 71H70V69H69ZM73 71H71V72H73ZM77 71H76V72H77ZM79 71L81 72L82 69L79 70ZM79 71L77 72L78 74H80ZM85 71H87V73L89 74V71H88V70L85 69ZM94 71H95V70H93L92 73H93ZM101 71H104V70L102 69ZM131 71H132L131 74H133L134 72L136 73L137 70H136V69H135V70L131 69ZM165 71H164V72H165ZM195 71H196V70H195ZM197 71H198V70H197ZM17 72H18V70H17ZM25 72H26V71H25ZM113 72H114V73H113ZM143 72L141 71V75H142ZM164 72H162L161 75H163ZM189 72H190V71H189ZM189 72H188V73H189ZM18 73H19V74H23V73H20V71H19ZM81 73H82V72H81ZM83 73H84V71H83ZM90 73H91V72H90ZM94 73H96V72H94ZM94 73H93V74H94ZM101 73H102V72H101ZM119 73H120V72H119ZM135 73H134V74H135ZM139 73H140V72H139ZM191 73H189V74H191ZM195 73H196V72H195ZM30 74H29V75H30ZM97 74H100V73L98 72ZM134 74H133V75H134ZM196 74H197V73H196ZM196 74H195V75H196ZM17 75H18V74H17ZM17 75H15V76H16L17 78H19V75H18V76H17ZM84 75H87V74L85 73ZM15 76H14V78H16ZM142 76H143V75H142ZM192 76H194V75L192 74L191 77H192ZM162 77H163V76H162ZM3 78H6V77H3ZM0 79H1V78H0ZM10 79H11L12 81L14 80V79L11 78V77L9 78V80H10ZM20 79H21V78H20ZM20 79H19V80L15 79L14 82H16V83H15L16 85H17V81L20 82ZM193 79H194V78H193ZM1 80H2V79H1ZM6 80H7V83H8V84H9V82H11V81L8 82V78H7V79H4V82H5ZM16 80H17V81H16ZM27 80H28V79H26V82L28 83ZM158 80H160V83L162 84L161 81H163L164 79H163V80H162V79H157V80L155 81V84H153V85L156 86L157 84H160V83L158 82ZM115 81L117 82V80H115ZM115 81H114V82H115ZM118 81H120L121 84H123V82H124V81H121V80H118ZM193 81H194V80H193ZM0 82H2L1 84L4 83L3 81H0ZM22 82H24V80H23ZM22 82H20V84H22ZM29 82H30V81H29ZM116 82H115V83H116ZM144 82H145V85H146L147 82H146V81H144ZM156 82H158V83L156 84ZM163 82H164V81H163ZM5 83H6V82H5ZM5 83L3 84L4 86H5ZM30 83H31V82H30ZM126 83H127V82H126ZM139 83H141V84H140V87L144 84L143 82H139ZM142 83H143V84H142ZM164 83H166V82H164ZM10 84H12V85H10V87H11V86L14 87V85H15L13 82H11ZM18 84H19V83H18ZM23 84L25 85L26 83H23ZM31 84H32V83H31ZM31 84H29V85H31ZM112 84H113V83H112ZM117 84H118V82H117ZM119 84H120V83H119ZM119 84H118V85H119ZM129 84H131V83L129 82ZM137 84H138V82H137ZM29 85H28V88H29ZM33 85H34V84H33ZM126 85L129 86L128 83H127ZM132 85H133V86L135 85V84L133 83V80H132ZM162 85H163V84H162ZM0 86H1V85H0ZM6 86L9 87V85H6ZM6 86H5V88H7ZM18 86H20V85H18ZM155 86H154V87H155ZM159 86L162 87L161 85H159ZM166 86H167V84H166ZM30 87H31V86H30ZM32 87H33V86H32ZM32 87H31V88H32ZM151 87H152V86H151ZM154 87H153V90H155ZM156 87H157V89H158V86H156ZM156 87H155V88H156ZM1 88L4 89L3 87H0V92L2 91ZM16 88H20V87H16ZM26 88H27V84H26ZM26 88L23 87L24 90H27ZM163 88H164V90H165V87H163ZM191 88H192V87H191ZM205 88H206V87H205ZM7 89H8V88H7ZM23 89H22V90H23ZM157 89H156V90H157ZM166 89H167V88H166ZM29 90H30V89H29ZM153 90L150 91V92H148V94L150 95L151 92H153V94H154L155 91H153ZM158 90H159V89H158ZM158 90H157V91H158ZM203 90H204V89H203ZM206 90H207V88H206ZM27 91H28V90H27ZM157 91H156V92H157ZM204 91H205V90H204ZM117 92H118V94H122V92H121V93H119V91H117ZM134 92H135V91H134ZM139 92H140V91H139ZM146 92H147V91H146ZM146 92H143V93H146ZM156 92H155V93H156ZM160 92H163V94L166 93V91H165V92H164L163 90L161 91V88H160V91L157 92V93L160 95V94H161ZM2 93H3V91H2ZM135 93H136V92H135ZM157 93H156V96L158 95ZM0 94H1V93H0ZM31 94H32V93H31ZM31 94H28V95H26V94H20L19 96H23V97H25V98L27 99V97L30 96ZM131 94H132V95H131ZM166 94H167V93H166ZM1 95H3V94H1ZM25 95H26V96H25ZM33 95H34V94H33ZM64 95H65V94H63L62 96H64ZM122 95L124 96V93H123ZM135 95H137V94H133V92H132V93L129 94V97H132V96L134 97ZM141 95H144L142 98H144V99H146V100H147V99H148V100L150 99V98L147 97V96H149V95H147V94H141ZM151 95H152V94H151ZM161 95H162V94H161ZM34 96H35V95H34ZM34 96L31 95V98L28 99L29 102L31 101L32 104H33L32 100H33L34 98H36V97H34ZM62 96L60 95V97H62ZM66 96H68V95H66ZM145 96H146L147 98H146ZM156 96H153L155 100H156V98L158 97V96H157V97H156ZM162 96H163V95H162ZM33 97H34V98H33ZM92 97H93V96H92ZM95 97H96V96H94L93 98H95ZM98 97H99V98H98ZM98 97H96V98H98V99L101 100L102 97L100 98L99 95H98ZM124 97H127V96H124ZM160 97H161V96H160ZM160 97H158V98H160ZM165 97H166V96H165ZM165 97H163V99L161 98L160 100H156V101H160V102H158V103H160V104H158V106H160L162 103L165 102V100H164ZM183 97H184V96H182V98H183ZM4 98L6 99V98H7V95H6V97L3 96V99H4ZM16 98H17V100H16ZM16 98H14L15 101H14V100H10V103H11V101L16 102V103H14V105L17 104V106H18V103H20L22 107L24 106V109H23V110H24L25 112H27V114L29 113V111L31 112V115H30V113H29L30 116H33L32 114H34V115L36 114V115H37V113L44 112V110H45V109H44V110L42 109L43 107L41 108V105H42V104H40L39 107H36V108H38V109L40 110V111H38L36 108L34 109L35 104L32 105L33 107H31V106H30L31 103L28 104V100L22 98V99H23V101H22L21 97H20V98L16 97ZM28 98H29V97H28ZM64 98H65V97H63V99H64ZM96 98H95V99H96ZM114 98H115V97H114ZM116 98H117V100L119 99V100L117 101V102H119V101L122 100L123 97H122L121 95H120V96L117 95ZM116 98H115V99H116ZM120 98H121V100H120ZM1 99H2V98H1ZM3 99H2V102H4ZM18 99H19V100L21 99L20 102L18 101ZM55 99H56V98H55ZM61 99H62V98H61ZM98 99L95 100V103H98V102L100 103V100H98ZM144 99H143V100H144ZM186 99H187V98H186ZM188 99H189V98H188ZM6 100H7L6 102H8L9 99H6ZM59 100H60V99H59ZM59 100H58V98H57V100H55L56 102H55V101H53V102H55L56 104H57V102H58V104H59ZM97 100H98V101H97ZM161 100H163L162 103H161ZM63 101H64V100H63ZM63 101H62V102H63ZM65 101H66V102L68 101L67 98H66ZM65 101H64V102H65ZM115 101H116V100H115ZM144 101H145V100H144ZM2 102L0 101V103L3 104V107H4V104H7L6 106H10V105H11L10 108H8V109L6 108V109H7V110H10V112H12L11 115L14 114V113H13V109L11 110V107L14 108V107H16V106H12V103L8 105V103H6V102H5V103H2ZM62 102H61V103H62ZM64 102H63V104H64ZM78 103L80 104V102H78ZM99 103H98V105H99ZM119 103L121 104V102H119ZM192 103H193V102H192ZM192 103H190V104H192ZM44 104H45V103H44ZM51 104H52V103H51ZM63 104H61L62 106H61L60 108L57 107V109L59 108V110H57V111L61 114L60 111H65V110H66V114L68 115V114L70 113V111H68V110H69V107H66V106L63 107ZM66 104L68 105V102H67ZM76 104H77V103H76ZM79 104H77V105H79ZM83 104H84V103H83ZM85 104H86V103H85ZM146 104H148V103L146 102ZM146 104H145L144 109L146 108V106L149 105V104H148V105H146ZM27 105H29L30 107H27ZM45 105H46V104H45ZM45 105H44V106H45ZM52 105H53V104H52ZM59 105H60V104H59ZM150 105H151V103H150ZM150 105L148 106L149 109H150V107H151ZM162 105H163V104H162ZM162 105H161V107H162ZM0 106H2V105H0ZM21 106H20V107H21ZM25 106H26V107H25ZM42 106H43V105H42ZM46 106H48V105H46ZM75 106H76V105H75ZM163 106H165V103H164ZM186 106H187V108H189V104L186 105ZM186 106H183V107H186ZM190 106H191V105H190ZM22 107H21V110H22ZM62 107H63V108H66V109H65V110H61ZM81 107H82V104H81V106L79 105V108H78V109H80ZM183 107L181 108V109H182L181 111H184V114H185L187 111H188V113H189V112L192 113V111H190V110H188V109H187V111H185V108L183 109ZM17 108L20 110L19 107H17ZM49 108H50V106H49ZM83 108L86 109L85 107H83ZM148 108H147V110H148ZM158 108H160V107H158ZM206 108H207V107H206ZM6 109H4L5 111H4V110H3V111L7 113L8 111H6ZM25 109H29V110H25ZM31 109L33 110V112H32ZM41 109H42L43 111H41ZM47 109H48V108H47ZM16 110H17V109L15 108V111H16ZM35 110H37V111H35ZM51 110H52V109H51ZM51 110H50V111H51ZM145 110H146V109H145ZM145 110L143 111V112H145V113H143V114L146 115V111H145ZM159 110H160V109H158V111H159ZM161 110H162V108H161ZM164 110H165V111H164ZM204 110H205V109H204ZM15 111H14V112H15ZM67 111H68L69 113H67ZM78 111H79V110H78ZM163 111H164L165 113H167L165 107H164V109H163L161 112L159 111V112L161 113V115L163 114ZM181 111H180L178 114H183ZM202 111H203V110H202ZM206 111H209V110H208V109L205 110V116L203 115L204 113L201 112V114H202L204 117L202 116V118H201V114H200V115H199V118H200V119H197V122L195 121L196 119L193 120L194 125H199V124L201 123V122L198 121V120H201L204 124H207V125H208V122L212 121V119L214 118V117H213L214 115H216L215 118L217 119V114H218V113H212V112L209 111V113H211V114H209V113L206 112ZM1 112H2V111H0V113H1ZM4 112H2V114H3ZM10 112H8L9 114H7L8 117H10V116H9V115H10ZM21 112L23 113V111H21ZM21 112L19 111V113H21ZM25 112H24V114H25ZM36 112H37V113H36ZM45 112L47 113L48 110H46ZM79 112H80V111H79ZM82 112H84V111H82ZM82 112H81V113H82ZM148 112H149V110L147 111V115L149 116ZM46 113H44V114H46ZM48 113H50V112H48ZM55 113H56V112H55ZM59 113H58V114H59ZM81 113H80V114H81ZM219 113H221V112H219ZM17 114H18V113H17ZM24 114H23V115L21 114V116L24 117L25 115H27V114H25V115H24ZM63 114H64V113H63ZM143 114H142V116H143ZM156 114H157V113H156ZM158 114H159V113H158ZM158 114H157V117L160 115V114H159V115H158ZM212 114H214V115H212ZM221 114H222V113H221ZM221 114H220V115H221ZM7 115H5L6 120H7V118H8V117H6ZM14 115L16 116V114H14ZM19 115H20V114H19ZM19 115H17L16 117L18 118ZM29 115L26 116V117H29ZM67 115H65V114H64V115H61L62 118L64 117L63 121L65 120V117H66ZM145 115H144V117H146ZM195 115H196V116H195ZM222 115H223V114H222ZM222 115H221V117H222ZM1 116H2V115H1ZM3 116H4V114H3ZM12 116H13V115H12ZM12 116L10 117L11 119L13 118ZM148 116H147V117H148ZM164 116H166V115H163V117H164ZM194 116H195V118L198 117V115H197L196 113H194ZM16 117H14V118H16ZM67 117H68V116H67ZM83 117H84V116H83ZM157 117L155 118V122H156ZM159 117L162 118L161 116H159ZM178 117H179V116H178ZM210 117H211V120H210V121L204 122V121L206 120V118L208 119V118H210ZM212 117H213V118H212ZM218 117H220V116L218 115ZM221 117H220V119H221ZM1 118H2V117H1ZM19 118H20V117H19ZM164 118H166V117H164ZM164 118H163V119H164ZM180 118H181V115H180ZM215 118H214V119H215ZM2 119H3V118H2ZM8 119H9V118H8ZM11 119H9V120L11 121ZM46 119H47V118H46ZM48 119H49V120H50V119L52 120V118H48ZM68 119H69V117L66 118V120H68ZM216 119H215V122H216ZM43 120H44V119H43ZM43 120L40 119V123H41V122H43V123L46 122V120H44L45 122H44ZM49 120H48L46 123H47V125H48V122H50L49 124H50V126H51V124L54 123V122L51 123V121H49ZM54 120H55V119H54ZM157 120H158V119H157ZM164 120H165V119H164ZM4 121H5V120H4ZM37 121H38V120H37ZM61 121H62V120H61ZM69 121H70V120H69ZM158 121H161V122H162V119H161V120H158ZM158 121H157V122H158ZM213 121H214V120H213ZM6 122H7V121H6ZM35 122H36V121H35ZM56 122H57L58 124L60 123L59 126L62 125V124H65V125H62V126L64 127V128H63V127L61 128L62 130L65 129V126H67V124H68V121H66V123H64L65 121L62 123V122H59L58 120H56ZM157 122H156V123H157ZM161 122H160V124H161ZM164 122H165V121H164ZM40 123H39V124H40ZM46 123H45V124H46ZM210 123H214V122H210ZM210 123H209V125H210ZM58 124H57V126H58ZM154 124H155V123H154ZM201 124H202V123H201ZM14 125H15V124H14ZM14 125L9 124V126H11V128H12V131H13V130H14V131H17L18 129H22V128H18L17 130H15L16 127H14ZM32 125H34V124H32ZM36 125H37V122H36ZM36 125H35V126H36ZM43 125H44V124H43ZM47 125H46V127H48ZM155 125H156V124H155ZM157 125H159V123H158ZM16 126H17V125H16ZM38 126H40V127H37V126H36V127H37V129H38V128L41 129V130L39 129V130L41 131V132H40L41 136H42V134H43L44 132H46V133H44L43 135H46V134H47L48 136L50 135L49 133L52 132V130H50V129H51L50 126H49L50 129H49V128H48V129L45 128V126L43 127L42 124H41V125H38ZM52 126H56V125H52ZM52 126H51V127H52ZM57 126H56V128L54 127L56 130H57L58 128L61 127V126H60V127L58 126V128H57ZM4 127H5V125H4ZM4 127H3V130H5ZM13 127H14V128H13ZM17 127H18V126H17ZM41 127H42L43 129H42ZM155 127H156V126H155ZM157 127H158V126H157ZM157 127H156V128H157ZM160 127H161V125H160ZM162 127H163V128L165 127V123H164V126H163V123H162ZM162 127H161V128H162ZM8 128H9V127H8ZM8 128H6L5 131H7ZM25 128H26V127H24L23 129H25ZM52 129H53V127H52ZM158 129H159V128H158ZM158 129H157V130H158ZM166 129H167V127H166L164 130H166ZM8 130H9V129H8ZM26 130H27V128H26ZM43 130H44V132L42 133ZM12 131L10 130V132H12ZM14 131H13V132H14ZM21 131H23V130H20V132H21ZM162 131H163V130H162ZM162 131H161V132L158 131V132H159V133H162ZM166 131H167V130H166ZM13 132H12V134H13ZM18 132H19V131H18ZM3 133L6 134V132H3ZM8 133H9V132H8ZM8 133H7L6 135L9 136V134H11V133H9V134H8ZM23 133H24V134H23ZM23 133H22V134L25 135V131H24ZM5 134H3V136H4ZM20 134H21V133H20ZM20 134H18L19 137H16V136H18L17 133H16V134H13V137L15 136V137H16L15 139L19 138V141H21L20 136H22V134H21V135H20ZM162 134H163V133H162ZM0 135L2 136V134H0ZM6 135H5V136H6ZM164 135H165V133L163 134V138H162V137L160 138V139H161L160 143L163 142V140H166V139H167V138L165 139ZM170 135H171V136L173 135V139L175 138V137H174L175 134H170ZM3 136H2V137H3ZM26 136H27V135H26ZM26 136H25V137L23 136V137H24V139H22V142H23V143H20V144H18V143H19L18 140H17V141H18V142H17L15 139H14V140L11 139V140L15 141V143H14L15 147H16V144H17V146H21L22 144H24V141L26 140L25 138H28V137H26ZM48 136H43V137L46 138V137H48ZM140 136H141L142 139L140 138ZM160 136H161V135H160ZM165 136H166V137H167V136L169 137V134H166ZM11 137H12V136H11ZM23 137H21V138H23ZM2 139H3V138H2ZM5 139H8V137H7V138L5 137ZM5 139H4V140H5ZM9 139H10V137H9ZM9 139H8V140H9ZM138 139H139L138 141H140L139 143H140L141 145H143V146H146L147 144H149L148 136L146 137L145 134H141V135H139ZM162 139H163V140H162ZM168 139H169V138H168ZM170 139H172V137H171ZM4 140H2V141H4ZM8 140H6L7 143H8ZM2 141H0V142H2ZM9 141H10V140H9ZM166 141H167V140H166ZM11 142H12V141H10L9 143H11ZM120 142H121V141H120ZM122 143H123V142H122ZM122 143H119V142H118V144H119L118 147L121 146V145H123ZM1 144H4V142L1 143ZM1 144H0V145H1ZM10 145L12 146L13 143H11ZM14 145H13V147L7 145V146H9V147H7V148H9V150H8L7 148H5V149H7V154H8V151H10L11 149H12L13 152H15V149H16V148L14 147ZM5 146H6V143H5ZM3 147H4V146H3ZM163 148H164V150H165V147H163ZM2 149H3V153L6 152V150H5L4 148H2ZM13 149H14V150H13ZM4 150H5V151H4ZM161 151L163 152V149H162V148H161ZM161 151H160V152H161ZM124 152H125L126 155H127V153H128V155H130V156L133 155V154H134L133 156H136L135 153H133V151H132L133 154H129V152L126 153V151H124ZM130 153H131V152H130ZM4 154H5V153H4ZM10 154H11V157H12V154H13V153L10 152L9 155H10ZM9 155H7V156L9 157ZM161 156H162V155H161ZM163 156H164V154H163ZM163 156H162V158L160 157L161 160H162V159L164 160V157H163ZM128 158H129V157H126V160H127ZM132 158H133V157H132ZM160 158H159V159H160ZM9 159H11V158H9ZM129 159H130V158H129ZM126 160H124V159L122 160V162L124 161V162L122 163V168L125 167V169L127 168V170H128V168H129L130 166H131V168H129V169H131V170H132L133 167L136 168V167H135V162H133V164H134L133 166H132V164L129 163L132 159H131V160H128V162H127L126 164H124ZM201 160H202V161H201ZM201 160L196 161L197 163L194 162V163L192 164V166H193V165L195 166L196 164L199 166V164L202 163V165L200 164L201 169L204 168V169H206L205 171H208L211 167H213V168H212V171H213L214 168H215L216 171H217V169L219 168V166H218L217 163H213V164H215L218 168L215 167V166H213V164H211L212 166L210 165L211 167H209V163H208L209 161H208V162L203 161V160H205V159H201ZM132 161H133V160H132ZM134 161H135V157H134ZM9 162H10V160H9ZM160 162H161V161H160ZM160 162H154V165H155V166H151V168H152V167H155V168L157 167V168H158V165L160 166L161 163H162V162H161V163H160ZM155 163H156V164H155ZM198 163H199V164H198ZM203 163H204L205 165H204ZM123 164L125 165L124 167H123ZM157 164H158V165H157ZM164 164H165V162L163 161L162 165L164 166ZM166 164H167V163H166ZM126 165H127L128 167H126ZM129 165H130V166H129ZM152 165H153V164H152ZM162 165L158 168V170L160 169V170H159V172L161 171V174H160V175L163 177L164 172L166 171V173H168L169 171L167 172V168H168V167L166 168L167 165L165 166L166 169H165V168H164V169L161 168ZM168 165H169V164H168ZM197 165L195 166L196 169H194V166L192 167V174H191L192 176L195 175V174L197 175L198 171H197V173H195V170H197V168H198V170L200 169ZM179 166H180V165H179ZM179 166L175 165L176 168L179 167ZM203 166H204V167H203ZM149 167H150V166H149ZM173 167H174V165L172 164V165L170 166V168H172V169H173V172H174V169H175V168H173ZM180 167L182 168V166H180ZM202 167H203V168H202ZM208 167H209V168H208ZM134 168H133V169H134ZM155 168H154V169H155ZM181 168H180V169L178 168V169L181 170ZM154 169H153V170H154ZM161 169H162V170H161ZM178 169H177V170H178ZM182 169H183V168H182ZM204 169H203V171H204ZM131 170H130V171H131ZM158 170H157V171H158ZM163 170H164V171H163ZM168 170H171V169L168 168ZM177 170H176V173H177ZM179 170H178V171H179ZM190 171H191V170H189L188 172L191 173ZM209 171L211 172V170H209ZM216 171H214V172H216ZM95 172H96V171H95ZM95 172H94V175H95ZM97 172H98V173H97ZM97 172H96V173H97L96 177H94L93 173H92L91 175H92V177L94 178L93 180H95V181L98 180V181H97V183H99L98 185H96V182L91 181L92 177H90V178H91V179H90L91 183H92V182L95 183L94 186H95L96 188L93 186V187H94V190H97V191H98L100 188H104V187L107 188L106 185H107V186H110V187H111L112 185H114V182H112V180H111V181L108 180L110 185H108V184L105 185V183H107V179H106L107 176L105 177L104 174H103V175L101 174V172H99V171H97ZM153 172H154V171H153ZM162 172H163V173H162ZM181 172H182V171H181ZM183 172H184V171H183ZM188 172H187L186 174H188ZM129 173L131 174L132 172H129ZM133 173H134V172H133ZM170 173H171V172H169V174H170ZM193 173H195V174H193ZM114 174H116V173H114ZM152 174H153V175H152ZM154 174H155V176H156V173H155V172H154V173H150V174H148V175H147L148 178H147L145 175H144V176L147 178V180L149 179L148 181H150V180H151V177L154 176ZM157 174H158V173H157ZM169 174H165V175H164V176H166V180H167V179L169 178V176L171 175V174H170V175H169ZM173 174L176 175L175 172H174ZM186 174L184 173V175L187 177ZM116 175L119 176L118 174H116ZM116 175H115V176H116ZM132 175H134V174H132ZM149 175H152V176L149 177ZM158 175H159V174H158ZM174 175H173V176H174ZM179 175H180V173H179ZM98 176H99L100 178H99ZM103 176H104L105 178H102ZM135 176H136V175H135ZM135 176H133L134 178H132V177H130V178L133 179L132 182H134V180H135V183H136V181L138 180V178H135ZM144 176L140 175V177L142 178V180H141V178H140V179L137 181L138 183H136V184H139L140 187H142V186H144V185L146 184V183H144L145 180H146V178H145ZM161 176H159L160 178H158V176H157V177H152V178L157 179V180H151V182H152V181H155V182L153 183V185H155V186L153 187V185H151L152 188H155V187H156V190H157V191H156L155 189H153V190H155L154 192H156V194H153L154 196H153L152 194L148 193V192L150 191V190H148V187H149V185H150L151 182L149 183V182L146 181V182H147V185H145L144 187H142V192L148 190V192H145L146 195H147V194L150 195L149 197H151L152 199H153V197H154V199L157 197V201H159V202H158V205L160 206V204H161L160 211H161L162 213H167V214L169 215V213L172 212L171 209H170V207L172 208L173 206L171 205V203H169V202H170V201H169V198H167V196H166V198H165V196H163V195H164L167 191H170V190H169L170 188H166V187L163 188V186H161V185L159 184V186L162 187V190H161V191H163V193L165 192V193L163 194V193H161L160 190H159V189H161V187L158 186V187H159V189H158L157 186H156V184H158V182H159V183L162 182V183H163L162 185L166 184L165 186H167V187L170 186V187H171V185H170L171 183H172L173 185H175V184H176L175 182L180 181L182 178L180 179L179 176L177 175V176H178V179H177L178 181H175L176 179H175V180H173V179L176 178L177 176H176V177L171 176V177H173V178H172V180H171V178H170V180L173 181L174 183L171 182L170 180H168V181H169V183H168V182H164V181H166L165 179L163 180V178H165V177L162 178ZM167 176H168V177H167ZM228 176H229V175H227V178L225 177L226 179L223 180V182H225V183H222V178H221V177H220V179H221V180H220L219 177L216 176V178H218V180H217V184H218L219 181H221V182H219V185H220V186H216V182H215V179H216V178H215V176H214L215 186L218 187V188H221L222 186H224V184H227V185L224 186L225 188H226L228 185H229L228 187H231V185L229 184V183H230V182H229V181H230V178H229ZM97 177H98L99 179H98ZM109 177H110V176H109ZM138 177H139V176H138ZM180 177H183V176H180ZM195 177H196V176H193L192 178H193V180L196 181L197 179H195ZM101 178H102V179H101ZM110 178H111V177H110ZM110 178H108V179H110ZM115 178H116V177H115ZM115 178H114V179H115ZM119 178H120V177H117L116 181L118 180V182L121 183V184H119L118 182H116V183L119 184V185L116 184V185L118 186V187L116 186V189L118 190L117 197H118L120 194H121V198L124 197V199H122L121 202H120V201H119V202H116V201H117V197H116V195H113V196H114L113 199H115V200H112V198L109 197V198L111 199V200H110V199L107 197L108 194L106 195V193H110V191H109V192H108V191L106 192V190H105V193H103L104 190H101V189H100L99 191H101V192L103 191V192H102V195H101V193H99V191H98L99 194L96 195V196L101 195V197H102L103 200H101V199H99V198H98L99 200L96 199V196H95V197H93V196L91 197V199L93 198L92 200H94V199H95L96 201L98 200V201H99V202L97 201L98 203H101L100 201H102V202L104 203V202H105L104 200H107V198L109 199L108 202H110V201H111L112 203L114 202L113 204L111 203V204H112V207H110V205L107 204L106 202H105V204L102 203L103 205H106V204H107V205H108L107 207H110V209L107 208L108 210H110V212H112V211H111L112 209H113V212H114V210H116V209H114V208H115V204H116V207H117V208L119 207V211H120L121 209H124V207H125V208L127 207V206H125V205H123V204H126V203L130 202L129 199H128V197L123 196L125 193L127 194L128 191H129L128 193H130V189L128 188V185H126V184H128V183H127V182H126V183H125V182L123 183V181L120 182V181H119ZM130 178L128 179V182H129V183H130V181H131ZM143 178H145L144 181H143ZM161 178H162V180H161ZM188 178H189V179L191 178V177H190V174H189L188 177L186 178V181H187ZM192 178H191V180H192ZM196 178H197V177H196ZM100 179H101V182H102L103 180L106 179V181H103V182H104V185H102L103 182H102V183L99 182ZM112 179H113V174H112ZM136 179H137V180H136ZM179 179H180V180H179ZM183 179H184V177H183ZM198 179H199V178H198ZM129 180H130V181H129ZM193 180L190 181V182H192V183L194 184L193 188H196V187H195V183H196V186H197V184H199V183H198L197 181L194 182ZM227 180H228V181H227ZM141 181H143V183H142ZM157 181H158V182H157ZM183 181H185V179H184ZM186 181H185V183L183 182V183L185 184V187H187V186H186V183H188V181H187V182H186ZM226 181H227V183H226ZM111 182H112V183H111ZM85 183H86V182H81V181L78 182V185L76 186V187H77V190H79V189H83ZM87 183H88V182H87ZM140 183H141V184H140ZM167 183H168L169 185H167ZM100 184H101V187L99 186ZM111 184H112V185H111ZM123 184H124L125 186H124ZM130 184H131V183H130ZM130 184H129V185H130ZM143 184H144V185H143ZM148 184H149V185H148ZM151 184H152V183H151ZM177 184H178V183H177ZM177 184H176V185H177ZM180 184H181V182H180ZM184 184H183V185H184ZM222 184H223V185H222ZM75 185H76V184H75ZM80 185H81V186H80ZM82 185H83V187H82ZM87 185H91V184H89V183H88V184H85V186H87ZM139 185H137V187H139ZM141 185H142V186H141ZM173 185H172V187H171V190H172L173 187H177L176 185H175V186H173ZM183 185H181L182 188L184 187ZM213 185H214V183H213ZM70 186H71V185H70ZM97 186L99 187V189H98ZM102 186H103V187H102ZM114 186H115V185H114ZM133 186H135V185H133ZM189 186H192V185H189ZM198 186H200V185H198ZM198 186H197V187H198ZM71 187L73 188V191L75 192L74 189H75L76 187H75V188H74V186H71ZM78 187H80V188L78 189ZM81 187H82V188H81ZM110 187H109V188H110ZM178 187H179V185H178ZM178 187H177V188H178ZM228 187H227V188H228ZM72 188H71V189H72ZM111 188H112V187H111ZM120 188H122V190H121ZM130 188L133 189V192H131V198H132V196H133L134 198H136V196H138V197L140 196V197H139L140 200H139L138 198H137V200H135L134 198H133V199L135 200V202H136V201H138V202L140 201V202H139L140 204H138L137 207H138L139 209H141V205L145 204V202H144L145 200H144V199H143V201H142L143 204L141 203V198L144 196V195H143L144 192H143V193H140V192H139L140 195H135L134 193L136 192V188H135V187L133 188V187H132V184L130 185ZM149 188H151V187H149ZM177 188H173V189H174V192H173V190H172L171 193L173 192L172 194H174V193L176 194L177 190L179 189V188H178V189H177ZM187 188H188V189H191L192 187H190V188L187 187ZM187 188H183V189H185L184 191H182L181 188H180V189H181V191H182L183 193H184V192L186 193V192L188 191V190L186 191ZM222 188H223V187H222ZM112 189H113V188H112ZM119 189H120V190H119ZM164 189H168V190L164 191ZM175 189H177V190H175ZM69 190H70V189H69ZM77 190H76V192H77ZM94 190H92V191L94 192ZM107 190H109V189L107 188ZM117 190H116V191H117ZM218 190H219V189H218ZM228 190H229V192H230V189H229V188H228ZM228 190H227V191H228ZM64 191H68V190L65 189ZM79 191H80V192L82 191L81 193H83L84 195L81 194ZM79 191H78V193H80V194L83 196V199H84V200L86 199V202H87V199L89 200V197H90L91 195L88 197L87 192H85V188H84L83 190H79ZM97 191H96V192H97ZM134 191H135V192H134ZM137 191H138V190H137ZM181 191L178 190V192H177L178 195H179V197L176 195V197H178V200H179V198H181V197L183 198V197H184V196L181 195V194H182ZM189 191H190V190H189ZM222 191H223V190H221V193H222ZM227 191H226V189H225V192H226L225 194L230 195V193H229V192L227 193ZM69 192H71V191H69ZM76 192H75V193H76ZM90 192H91V191H90ZM90 192H89V193H90ZM93 192H92V193H93ZM119 192H120V194H119ZM122 192H123L124 194H123ZM154 192L151 190V193H154ZM159 192H160V194H159V197H158V196H157V195H158L157 193H159ZM179 192H180L181 194H179ZM63 193H64V192H63ZM71 193H72V192H71ZM89 193H88V194H89ZM132 193H133V195H132ZM136 193H137V192H136ZM139 193H137V194H139ZM168 193H169V192H168ZM185 193H184V194H185ZM191 193H192V191L190 192V194H191ZM219 193H220V191L218 192L217 197L220 195ZM61 194H62V193H61ZM73 194H74V193H73ZM90 194H91V193H90ZM96 194H97V193H96ZM112 194H113V192H112ZM114 194H116V193H114ZM122 194H123V195H122ZM141 194H142V195H141ZM166 194H167V193H166ZM166 194H165V195H166ZM172 194H169V195H172ZM184 194H183V195H184ZM62 195H63V194H62ZM64 195H65V197H66V194H64ZM64 195H63V196H64ZM67 195H68V193H67ZM78 195H79V194H77V196H78ZM105 195H106V196H105ZM110 195H111V194H110ZM110 195H108V196H110ZM129 195H130V194H129ZM129 195H127V196H129ZM148 195L146 196L145 199H146L147 204H148V203L151 204L150 202H153V201H151L152 199H149ZM151 195H152V196H151ZM155 195H156V197H155ZM167 195H168V194H167ZM180 195H181V197H180ZM186 195H187V196H186ZM188 195H189L188 193L185 194V196H186L185 199H187V200H186L187 203H188L189 201H190V203L198 202L197 199H196V200H194V199H193V200H189V199H192V198H190ZM191 195H193V193H192ZM222 195H223L224 197H227V195H224V193H223ZM58 196H59V195H58ZM69 196H70V195H69ZM71 196H72V195H71ZM82 196H80V197L82 198ZM86 196H87V198H86ZM103 196H104V197H103ZM122 196H123V197H122ZM263 196H264V195H263ZM84 197H85V198H84ZM105 197H107V198H105ZM115 197H116V198H115ZM144 197H145V196H144ZM144 197H143V198H144ZM172 197H173V195H172ZM176 197H175V198H176ZM191 197H192V196H191ZM60 198H61V197H60ZM60 198H59V199H60ZM63 198H64V197H63ZM66 198H67V197H66ZM66 198H65V200H66ZM68 198H69V197H68ZM68 198H67V199H68ZM72 198H73V197H72ZM74 198H75V197H74ZM77 198H79V196L76 197V199H77ZM104 198H105V199H104ZM119 198H120V197H119ZM161 198H163V201H162ZM164 198H165V199H164ZM173 198H174V197H173ZM182 198H181V199H182ZM220 198H223V197H222V196H221V197H218V199H220ZM262 198L264 199V197H262ZM59 199H58V200H59ZM61 199H62V198H61ZM70 199H71V198H70ZM126 199H127V201H126ZM133 199H132V201H133ZM160 199H161V202H160ZM167 199H168V203H167ZM185 199H182V200H181L182 202H183V200H184V204L186 203V202H185ZM263 199H261V200H263ZM79 200H81V199L79 198L77 201H74L75 204L72 202L73 205L71 206L72 208L70 207L71 210H70V208H69V210H70L71 212L67 211V210H68V207H69L71 204H69L68 206H67V205H66V206H63V205H62L63 203L61 204V201L59 200V202H57V204L55 205V206H56L55 209H57V210L59 211V212H57V213H58L57 216H58L59 214L61 215V212H62V215H61V216L59 215V216L63 218V220H64L65 223L61 220L62 218L59 219V221H60V222L62 221L63 224H62V223H61V224H62L63 226H65L66 223L68 222V218H67V221H65L64 216H63V215H64L63 213H66V214H65V215H66L65 217H69V218H70L69 221L71 222L72 226H73V224H74V225L76 224V225H75L76 227H74V229H75V228L78 229V224H77L78 220H77V218H78V216H80V215H77V214L75 215V216H77V217L75 218V219L77 220V222H75L76 220H72V219H73V213H72V212H73V211H77V210L80 209V208L82 209L83 203H81L82 206H81L80 208H79V206H78V208H77V206H76L77 204L80 205V203H77ZM92 200H91V201L89 200L88 204H90V205L87 204V207H90V206L92 207V204L94 203V204L96 205L95 207H98L97 209H98L99 212H98L97 209H96L95 211L93 210V213H90V211L93 209V208L90 207V208H89V213H90V214H89V216H88V215H87L88 213L85 214L87 211H85L84 209H86V208L83 207V211H85V213L83 212V214H85V216H86V218H85V219H86V225H87L88 227L85 225L86 228H87V229L85 228V229H86V232H84L85 229H83V230H81V231H83L84 234L86 233V236H87V234L92 235V236H93V239H94V238H95V237H94V234H95L96 231H95V232H94V231L92 232V230H91V232H90V231H87V230H89V229L91 228V227L89 228V226H92V225H90V224L92 223V224H93L92 227H94V228H92V229H95V226H94V225H95L96 222H97L95 219H97V217H102V215H103V218L105 217V218H104V221H105L106 218L109 217V216H107V215H109V214H106V208H105L106 206H104V208H102V211H103V212H102V211L100 210L101 208L99 209V206H100V205L102 206V204H97L96 201H92ZM123 200H125L126 202H124ZM130 200H131V199H130ZM148 200H150V202H149ZM174 200H176V199H174ZM178 200H176V203L178 202ZM215 200H216V199H215ZM62 201H63V199H62ZM70 201H72V200H70ZM122 201H123V202H122ZM172 201H173V200H172ZM172 201H171V202H172ZM179 201H180V200H179ZM181 201H180V202H181ZM193 201H194V202H193ZM199 201L202 202V200H199ZM263 201H264V200H263ZM63 202H65V201H63ZM67 202H68V201H67ZM91 202H92V203H91ZM95 202H96V203H95ZM135 202L133 201V203H135ZM138 202H137V203H138ZM155 202H156V199H155ZM155 202H154V203H155ZM182 202L180 203V205H183ZM201 202H200V203H201ZM117 203H118V204H117ZM120 203H123V204L121 205V208H120ZM166 203H167V204H166ZM190 203H188V205L186 204V205H185V208H187V210H188V209H192V211H191V210H189V211L191 212V214H192L193 216L190 215V213H189V218H191V219H193V220H194V218H196L198 215L200 216V214H202V213H203L202 215L204 216V214H205V217L207 218V214L204 213V212H207V211H208V213L210 212L209 214H210L211 216H213L214 213L211 214V211L213 210V208H214L215 210H217V209H216L217 207H216V208H215V207H213V208L210 207L212 210H209V209H210V208H209L210 205H208V203L205 202V203L208 205V208H209V209L206 207V206H207V205H206V206L204 207V209H205V211H204V210H203V205H202V204H205V203H201L200 205H202V209H201V212H202V213L199 214V212H200V210H199L197 216H195V214H196V213H195V210H198V208H201V206L199 205V203H196V204L199 205V207L197 208V205H196V208H197V209L195 208V210H194L193 207L195 206V204L193 205V204H190ZM59 204H60V205H59ZM65 204H66V203H65ZM135 204H136V203H135ZM135 204H133V205L136 206ZM149 204H148V207H149ZM156 204H157V203H156ZM212 204H214V203L212 202ZM57 205H59L60 207H57ZM74 205L76 206L77 210L75 209V206H74ZM84 205L86 206L85 203H84ZM128 205H129L128 207L130 208V205H132V204L128 203ZM162 205H163V206H162ZM174 205H175V204H174ZM178 205H179V204H178ZM215 205H216V204H214V206H215ZM53 206H54V205H53ZM53 206H52V207H53ZM123 206H124V207H123ZM145 206H146V205H145ZM145 206H144V207H145ZM156 206H157V205H156ZM186 206H187V207H186ZM192 206H193V207H192ZM211 206H212V205H211ZM49 207L51 208V206H49ZM49 207H47V208H48V210L50 211ZM73 207H74V208H73ZM93 207H94V206H93ZM122 207H123V208H122ZM128 207L124 210L125 212L122 211V213L125 214V215H124V218H125V216H127L126 213H128V212L130 211V209H131V208H130L129 211H128ZM131 207H133V206H131ZM142 207H143V206H142ZM144 207H143V208H144ZM146 207H147V206H146ZM152 207H153V205H152ZM152 207H151V208H152ZM162 207H163V208H162ZM176 207H177V206H175V208H176ZM47 208H46V211H47ZM134 208H135V207H134ZM138 208H137V209H138ZM153 208H156V207L154 206ZM158 208H159V207H158ZM161 208L164 209V210H162ZM178 208H180V207H178ZM183 208H184V206H183ZM220 208H221V207H220ZM223 208H224V209H223L222 211H221L222 208H221V209L218 208V209H219L218 212H220V211H221V212H224V211L227 209L226 207H223ZM225 208H226V209H225ZM52 209L54 210V207H53ZM74 209H75V210H74ZM135 209H136V208H135ZM144 209H145L146 211H148V210H147L148 208H147V209L144 208ZM172 209H174V207H173ZM206 209H208V210H206ZM53 210H52V211H53ZM57 210H56V211H57ZM63 210H66V212L63 211ZM87 210H88V209H87ZM132 210H134V209H132ZM132 210H131V212L133 213ZM145 210L142 211V209H141L142 212H144ZM174 210L177 211V209H174ZM184 210H186V209H184ZM184 210L182 209V206H181V210H179V211L183 213ZM40 211H41V212L44 211V212L42 213V215H37V216H35V220H37V221L34 222V220H33L34 218H33V219H32V223H29V224H31V225H32L33 223H35V224H33L35 230H36V229H40V228L42 227L41 230H39V232L41 231V232L39 233V236H40V234H41V235L43 234V233H42V232H43L42 230H43V228L46 227V225H47V224H46L45 226H42V225L45 224L44 222L42 223L43 219H46V220H44V221H47V219H49V220H53V219H51V218H54V219H55V222L58 220V217H57V216L55 217L56 214L54 215V213H55L54 211H53L54 213L52 212V213H53L52 215H54V217H52V215H50V213H49V215L51 216V218H50V216H49V218H47V217H48V214H47V212H46L45 210H43L42 208H41ZM100 211L102 212V214L100 213ZM127 211H128V212H127ZM203 211H204V212H203ZM91 212H92V211H91ZM108 212H109V211H108ZM134 212H135L134 215H135L136 217H137V216L140 217L142 214H143V215L145 214V213H142V212L139 211V214L142 213L141 215H139V214L136 213V210H134ZM180 212H178L180 216H179V217L176 216V217H178V219H179V218H181V215H182V220H183V215H185V214H181ZM185 212H186V211H185ZM192 212H193V213H192ZM212 212H213V211H212ZM218 212H216V213H218ZM37 213H38V211H37V212H34L35 215H36ZM44 213L47 214V217H46V215H45V218L43 217V216H44ZM74 213H75V212H74ZM80 213H81V211H80ZM94 213H95V216H96V215H97V216L93 218L92 214L94 215ZM98 213H100L101 216H100ZM115 213L117 214V211H115L114 214H113V213H112V214L110 213V215H113L114 222L116 221V222H115V223L117 224L116 226L119 227L118 225L121 226L120 223H123V222H124V218H121V215L123 216V214H118V215H116ZM173 213H174V212H173ZM194 213H195V214H194ZM216 213H215V214H216ZM40 214H41V213H40ZM69 214H70V215H69ZM175 214H176V212H175L174 214L171 213V215L169 216V217L172 216L171 218H173V220H172V221H173V224L175 223L174 220H176V224H177L176 226L178 227V229H179V228H182L183 226H185V224H186V225L188 226V228H189V225H190V223H191L190 220H189V221H188V220L186 221V220L184 219V220H185L184 222H183L182 220L177 222V219L175 218ZM187 214H188V212H187ZM209 214H208V216H210ZM114 215H115V217H114ZM129 215H130V214H129ZM129 215H128V216H129ZM143 215H142V216H143ZM177 215H178V214H177ZM30 216H32V215H30ZM30 216H27V217H29V219H30V220L27 219V220H29V221H31V218H32V217H30ZM41 216H42V217H41ZM83 216H84V215H82V218H81V216L79 217V219H80V221H81V224L79 223L80 225H83V223H85V219H84ZM116 216H117V217H116ZM118 216H119V217H118ZM185 216H186V215H185ZM185 216H184V218H185ZM194 216H195V217H194ZM199 216H198V217H199ZM33 217H34V215H33ZM60 217H59V218H60ZM91 217H92V219H94L95 221L89 219V218H91ZM111 217H112V216H110V218H109L110 221H109V220H106V222H107V221L109 222L110 226L112 225V224H111V223H112L111 221H113ZM129 217H130V216H129ZM131 217H133V214H132ZM139 217H137V218H139ZM187 217H188V215H187ZM187 217H186V218H187ZM193 217H194V218H193ZM200 217L203 218L202 216H200ZM205 217H204V218H205ZM38 218H39V219H38ZM71 218H72V219H71ZM103 218H102V219H103ZM118 218H119V219H123V221L120 222ZM142 218H143V217H141L140 220H138V219H137V220H138V221H141ZM171 218H170V219H171ZM174 218H175V219H174ZM189 218H187V219H189ZM100 219H101V218H99L98 221H100V222L102 223L103 221L100 220ZM130 219H131V218H129V220H130ZM132 219H133V218H132ZM135 219H136V218H135ZM196 219H197V218H196ZM38 220H39V221H38ZM82 220H84V222H82ZM125 220H127V219L125 218ZM193 220H191V221L193 222ZM198 220H199V218L197 219V222H195L194 225H193L194 222L191 223V225H190L191 227H194V226H195V228H196L197 230H198V228H197V226H196V223H198L197 225H199V223H200V222H198ZM200 220H201V219H200ZM200 220H199V221H200ZM53 221H54V220H53ZM73 221H74L75 223H74ZM87 221H88V222H87ZM117 221H118L119 223H118ZM194 221H196V220H194ZM37 222H38V224H39L41 227H38L39 225H38V226L36 225ZM39 222H41L42 225H41ZM50 222H51V221H50ZM70 222H69V224H70ZM72 222H73V223H72ZM108 222H107V223H108ZM126 222H127V221H125V222L123 223V224H124V225H123L124 227H125V225H126V224H125ZM131 222L134 223V221H131ZM180 222H182V224H181ZM46 223H47V222H46ZM58 223H59V222H57L56 225H58ZM89 223H90V224H89ZM94 223H95V224H94ZM107 223H106V224H105V223H102V224H101V227H102L103 224H104V225H106L105 227L108 229L109 225H108ZM115 223H114V224H115ZM19 224H20V223H18V225H19ZM50 224H52V223H50ZM50 224L47 225V226H48L47 230H49V228L51 229V227H49ZM54 224H55V223L53 222V225H52V226L54 227V229H57V228H56L57 226H55ZM59 224H60V223H59ZM64 224H65V225H64ZM114 224H113V225H114ZM127 224L129 225V222H128ZM130 224H131V223H130ZM183 224H184V225H183ZM15 225H17V224H15ZM18 225H17V226H18ZM35 225H36V226H35ZM67 225H68V224H67ZM67 225H66V226H67ZM80 225H79V226H80ZM97 225L100 226V223H99V224L97 223ZM97 225H96V226H97ZM107 225H108V226H107ZM200 225H202V224L200 223ZM20 226H21V225H20ZM63 226H62V227H63ZM66 226H65V228H64V227L62 228V232H63V230H65V232H67L69 229H71V232L74 231V230H73V227H70L71 225H70V226H67V227H69L67 230H66V228H67ZM85 226H84V227H85ZM114 226H115V225H114ZM129 226L131 227V225H129ZM29 227L31 228L32 226H29ZM53 227H52V229H53ZM60 227H61V225H60ZM97 227H98V226H97ZM105 227H103V229H104ZM117 227H115V228H117ZM126 227H127V226H126ZM18 228H19V226H18ZM80 228H81V227H80ZM80 228H79V229H80ZM98 228L100 229V227H98ZM106 228H105V229H106ZM111 228H113V227H111ZM115 228H114V229H115ZM127 228H128V227H127ZM184 228H185V227H184ZM184 228H182V229H184ZM28 229H29V228H28ZM28 229H27V233H29V231H30L29 234L33 233V229H32V230H28ZM52 229H51V230H52ZM54 229H53V232H55ZM59 229H60V230H59ZM105 229H104V230H105ZM114 229L112 230V233H110V232H108V230H110V227H109V229H108L106 232H107L108 234L110 233V235H111V234H113ZM186 229H187V228H186ZM35 230H34V231H35ZM75 230H76V229H75ZM97 230H98V229H97ZM188 230H189V231H193L194 229H193V230L188 229ZM197 230H196V231L194 230V231H195V234H196V232L201 231V230H198V231H197ZM37 231H38V230H37ZM37 231L35 232V234L37 233ZM44 231H46V228H44ZM49 231H50V230H49ZM57 231H60V232H61V228L58 227V230H57ZM81 231L79 230V232H81ZM100 231H103V230H100ZM100 231H99L98 234H97V232H96V234H97V235H100L101 240H102V239H103V238H102L103 235H102L101 233H103V232L100 233ZM130 231H131V230H130ZM130 231H129V232H130ZM178 231H179V230H177L176 232H178ZM183 231H184V230H183ZM194 231H193V232H194ZM47 232H48V231H47ZM47 232H45V233L47 234ZM68 232H70V231H68ZM71 232H70V233H71ZM76 232H78V230H76ZM76 232H75V231L73 232V235L75 234L76 237H77V236H80V234H81V236L83 235V234H82L83 232L80 233V234H78V233H76ZM89 232H90V233H89ZM104 232H105V231H104ZM106 232H105V234L107 235ZM126 232H127V231H126ZM181 232H182V231H181ZM50 233H51V231H50ZM50 233H49V234H50ZM91 233H93V234H91ZM178 233H179V232H178ZM185 233H186V237H187V235L189 234V232H186V230H185L183 234H185ZM187 233H188V234H187ZM191 233H192V232H191ZM202 233H203V232H202ZM202 233H201V234H202ZM77 234H78V235H77ZM103 234H104V233H103ZM105 234H104V235H105ZM192 234H193V233H192ZM195 234H194V235H195ZM197 234H199V232H198ZM33 235H34V234H33ZM37 235H38V234H36V236H37ZM44 235H45V234H44ZM90 235H88V236H90ZM97 235H96L97 239L95 238V240H94V241H96V242H97V241L99 240V238H100V237L98 238ZM101 235H102V236H101ZM110 235H109V236H110ZM199 235H200V234H199ZM86 236H83V237L86 238ZM92 236H91V237H92ZM109 236H107V237H109ZM190 236H192V235H190ZM76 237H75V239H76ZM112 237H113V236H112ZM188 237H189V236H188ZM196 237H197V236H196ZM199 237H201V236H199ZM199 237H198V238H199ZM38 238H39V237H38ZM38 238H37V239H38ZM77 238H78V237H77ZM81 238H82V237H81ZM110 238H111V237H110ZM193 238H194V237H193ZM198 238H197L196 240H199ZM202 238H203V235H202L201 239H202ZM79 239H80V238H79ZM79 239H78V240H79ZM88 239H90V238L88 237L87 240H86V239H85V240L89 243V245H87V246H90V244H91L90 242H92V241H91L92 238L90 239V242L88 241ZM104 239H105V238H104ZM190 239H191V238H190ZM85 240H83V241L81 240V242H84ZM101 240H100L99 242H101ZM105 240H106V239H105ZM111 240H112V239H111ZM196 240H195V241H196ZM79 241H80V240H79ZM86 241H85V242H86ZM94 241L92 242V244L94 243ZM87 242H86V243H87ZM96 242H95L94 245H96V244L98 243V242H97V243H96ZM88 243H87V244H88ZM92 244H91V245H92ZM246 245H248V244H246ZM248 246H250V245H248ZM245 248L248 249V252H251V249H249L250 247L247 248V246H245ZM251 253H252V252H251Z\"/></svg>",
	"mask_w": 264,
	"mask_h": 264
}]
</instances>
